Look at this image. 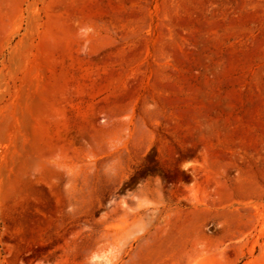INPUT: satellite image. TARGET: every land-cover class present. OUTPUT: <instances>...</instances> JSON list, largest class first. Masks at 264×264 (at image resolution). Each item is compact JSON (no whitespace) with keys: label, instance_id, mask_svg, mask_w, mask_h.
<instances>
[{"label":"rangeland","instance_id":"obj_1","mask_svg":"<svg viewBox=\"0 0 264 264\" xmlns=\"http://www.w3.org/2000/svg\"><path fill=\"white\" fill-rule=\"evenodd\" d=\"M0 264H264V0H0Z\"/></svg>","mask_w":264,"mask_h":264}]
</instances>
